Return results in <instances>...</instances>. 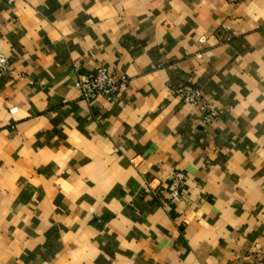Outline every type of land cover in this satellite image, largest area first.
<instances>
[{
	"label": "crops",
	"instance_id": "crops-1",
	"mask_svg": "<svg viewBox=\"0 0 264 264\" xmlns=\"http://www.w3.org/2000/svg\"><path fill=\"white\" fill-rule=\"evenodd\" d=\"M0 54V264H264V0H15Z\"/></svg>",
	"mask_w": 264,
	"mask_h": 264
},
{
	"label": "built area",
	"instance_id": "built-area-1",
	"mask_svg": "<svg viewBox=\"0 0 264 264\" xmlns=\"http://www.w3.org/2000/svg\"><path fill=\"white\" fill-rule=\"evenodd\" d=\"M15 0H0V5L11 6ZM235 3L237 0H228ZM9 71V60L0 54V78ZM130 81L126 77L115 78L105 67H97L93 75L82 78L77 83V89L82 98L91 102L98 98L110 101L114 96L125 91ZM171 93L185 104L198 107L205 112L204 123L206 125L217 121L218 115L212 106L204 101L203 95L191 84H181L172 87ZM188 177L183 172H175L172 175L171 183L168 187V201L176 204L181 201V192L185 186Z\"/></svg>",
	"mask_w": 264,
	"mask_h": 264
}]
</instances>
